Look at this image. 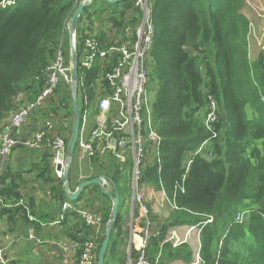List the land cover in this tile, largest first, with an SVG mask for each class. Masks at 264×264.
Here are the masks:
<instances>
[{"label": "trees", "instance_id": "16d2710c", "mask_svg": "<svg viewBox=\"0 0 264 264\" xmlns=\"http://www.w3.org/2000/svg\"><path fill=\"white\" fill-rule=\"evenodd\" d=\"M3 1L7 0H0V4ZM81 1L18 0L13 7H0V135L10 116L24 103L35 101L42 92L43 73L63 44L68 23ZM100 2L112 7L107 21L117 32L127 26L126 15L140 13L132 0L115 5L94 0L84 9L79 23L98 14ZM244 5V0H153L155 35L148 58V92L154 129L162 144L160 162L148 163L141 183L164 192L172 206L160 234H152L147 244L146 254L153 264L194 263L189 244L174 247L167 242L172 228L184 226L201 227L202 264H264V50L254 62L249 60L250 22L240 13ZM78 37L79 26L80 60L84 37L80 42ZM96 39L102 47L111 42L105 32ZM66 51L70 62V46ZM79 72L84 85H79L78 97L84 110L103 97L97 89L102 62L97 60L90 70L80 67ZM57 93L62 99L59 103L50 102V111L69 119L72 127L71 91L59 88ZM85 97L88 105L84 104ZM210 97L217 103L219 117L212 130L205 122ZM38 115L33 119L40 121ZM41 115L47 116L43 111ZM70 137L71 131L67 143ZM205 142L208 145L200 152ZM210 153L212 156L208 158ZM51 158V152L45 150L40 161L31 163L28 170L22 162L16 170L6 166L0 177V199L11 208L0 210V220L14 225L19 221L34 224L29 218H36L32 204L25 203L27 209L17 206L24 201L23 190L30 182L39 183L45 196L55 204L54 208L51 206L54 213L56 206L61 213L64 203L76 206L90 193L94 198L84 201L85 208L102 216V231L88 226L77 212H66L62 224L73 218L76 234L68 235L79 246L96 240L97 264L112 201L98 185L84 189L77 201H70L62 180L55 177ZM76 159L70 174L74 173ZM110 163L109 168L117 173L118 164ZM106 168L104 165L103 169ZM30 174L32 178H28ZM121 208L122 202L105 264L127 262L128 232L123 227ZM247 211L245 222L236 223L237 214ZM209 220L212 222L208 223ZM131 254L135 264L138 252L134 248ZM80 255L78 250L77 257Z\"/></svg>", "mask_w": 264, "mask_h": 264}, {"label": "built area", "instance_id": "2783aa9c", "mask_svg": "<svg viewBox=\"0 0 264 264\" xmlns=\"http://www.w3.org/2000/svg\"><path fill=\"white\" fill-rule=\"evenodd\" d=\"M17 1H3L0 7L2 9L13 7ZM132 1L135 3V9H138L140 13L136 12L134 15L133 12H130L129 15H126L127 26L121 32H117L112 25L107 23L106 29L102 32L107 33L111 42L108 44L105 42L106 47H102L96 37L88 36L84 39L79 60L80 67L83 70H90L97 60L102 62L103 72L98 80L97 89L103 97H99L94 106L82 109L81 128L76 149L77 153L79 152L89 159L102 161L113 158L122 168L130 164L132 200L139 204L143 214L149 215L148 208L143 204V196L145 189L150 186L142 185V173L148 163H154L156 160L160 162L162 144V138L154 129L148 92L150 80L148 58L155 35L152 18L153 0ZM75 45L77 48V34L75 35ZM62 47L61 43L54 60L43 73L45 85L37 99L24 103L20 110L13 113L7 120L1 134L0 177L14 151L19 146H23L31 150L51 152L55 177L63 182L66 166L65 155L68 147L67 138L72 127L71 124L66 123L67 118L62 114L56 116L54 112L50 111V102L59 103L62 99L60 94H57L58 87L63 85L70 89L71 85V61L68 62ZM112 62H114L113 65ZM60 104L65 107V103L61 102ZM84 104L88 105L87 97L84 98ZM96 110L97 114H95ZM42 111L47 114L46 117L41 115ZM208 111L205 122L206 126L211 129L219 118L217 103L211 97ZM35 114H39L37 119L41 121L39 130L33 132L25 142H21L19 136L24 131L27 122ZM92 122L94 123L92 124ZM216 137L217 135L213 132V138ZM207 145L208 143L205 142L200 148V152ZM211 156L212 153L208 158ZM59 167L61 169H58ZM17 206H24L27 209L24 201H20ZM3 208H11V206L0 199V210ZM71 209L70 203H64L59 219L44 225L53 226L62 223L66 211ZM80 214L88 226L96 227L103 222L101 216L91 212L81 211ZM248 214L249 211L239 212L235 218L236 223L243 224ZM29 218L31 221H36L32 216ZM210 222L212 220L208 221V223ZM196 228L189 227L186 237L183 239L177 231H173L172 235L167 238V242L173 243L174 247L180 246L186 243L188 235ZM150 229L151 223L148 219L144 228L140 230V242L138 243L135 239V249L138 252L135 264H153L146 254L148 241L152 237ZM28 239L32 242L36 241L38 246L41 245V241L37 240L33 231L30 232ZM75 247L77 250H81V255L75 264H96V240H88L83 246L75 244ZM192 250L194 252V248ZM200 250L201 244L196 249V258L202 264ZM10 252L7 245L0 244V264H9L7 255ZM128 253L131 255V249ZM158 261L159 257L156 263Z\"/></svg>", "mask_w": 264, "mask_h": 264}, {"label": "crops", "instance_id": "0c3cea01", "mask_svg": "<svg viewBox=\"0 0 264 264\" xmlns=\"http://www.w3.org/2000/svg\"><path fill=\"white\" fill-rule=\"evenodd\" d=\"M41 121H36L33 119V117L27 122L24 131L20 134L19 139L21 142H25L29 136L34 132L39 130V125ZM94 122H92L93 124ZM45 151V150H44ZM44 151H38V150H31L28 148H25L23 146H19L10 159L8 160L7 166H11L14 170L20 167V162L24 163L26 165L27 163L30 165L33 162L40 161L42 158ZM103 161V162H102ZM98 161L97 160H89L86 159L82 154L77 153V159L75 161V169L74 173H69V181H70V191L74 193L81 182L87 181L90 179H94L96 177H104L106 180H104V186L106 187V191L108 193L113 194L114 193V186L109 181L112 180L113 182H117L119 189H124L126 193L124 196L120 194V203L122 202V208L120 211L121 218L123 221V227L124 230L128 232V236L126 238V254L131 249V243L129 242V238L131 240V236L135 235V239L137 241L139 240V237H141L140 230L144 228L145 223L147 220H150L151 223V232L153 235H159L161 231V225L162 222L160 218L151 217L150 215H145L142 213L140 208L137 204H134L133 202V194L130 186L126 185L125 182V172L127 173L128 177L131 175V169H124V167H118L117 173L115 170L110 167V162L115 161L112 159H106ZM116 162V161H115ZM107 167L106 169H103V167ZM27 166V165H26ZM72 166V165H71ZM130 166V164H128ZM71 168V167H70ZM116 174V175H115ZM113 176V177H112ZM28 178H32L31 174L28 176ZM114 179L116 181H114ZM119 191V190H118ZM152 191L153 193L160 194L156 191H154L151 187L145 189V192ZM164 195H163V194ZM23 194L25 196L24 203L32 204L34 211H35V217L36 221H30L34 222V224H27L24 222L23 224L19 221L17 225L14 224H6V222L0 220V244L7 245L8 250H10L11 255V261L10 264H22V258L23 257H31L33 259L28 264H75L77 260V252L78 250L75 247V244L69 237L68 234H76L73 226L76 223L72 217L68 219V221L65 224L59 223L53 226L44 225L45 223H52V221H57L60 217V213H58L57 206L56 211L51 209V206H55V204L49 199L46 198L45 193L42 189L39 187V183L36 182H30L24 187ZM82 194V193H81ZM164 201L166 204H168V200L166 198V195L164 192H161ZM152 197V196H150ZM94 198L93 195L88 193V196H85L86 199ZM84 200V201H85ZM84 201L79 203L78 205H73L71 210H68L66 212H77L80 214L81 211L88 212L89 210H86ZM68 203V202H66ZM106 206H108V202H105ZM48 205H50V209L48 208ZM57 205V204H56ZM136 212H134V208H136ZM80 211V212H78ZM172 211V209H171ZM94 214V213H93ZM81 215V214H80ZM99 215V214H97ZM170 213L166 215V217L163 219H167L169 217ZM53 216L55 217L53 220L52 218L49 219V217ZM39 217H43V219H39ZM48 217V218H45ZM102 217V216H101ZM128 223V224H127ZM189 227H178V228H172L169 232L168 237H170L173 233V231H177L179 236L183 239L186 237L187 231ZM95 229H102L101 225H98L95 227ZM94 229V231H95ZM35 234L37 240L41 241V245L38 246L35 242H32L28 239V236L30 232ZM102 231V230H101ZM201 233V227H197L195 230H193L189 235L187 239V244L193 248L192 245L195 246L196 236L195 234ZM136 235H139L138 237ZM10 246H9V245ZM124 250H122L123 252ZM127 260V257H126ZM170 264H183L182 262H173Z\"/></svg>", "mask_w": 264, "mask_h": 264}, {"label": "rangeland", "instance_id": "374dc122", "mask_svg": "<svg viewBox=\"0 0 264 264\" xmlns=\"http://www.w3.org/2000/svg\"><path fill=\"white\" fill-rule=\"evenodd\" d=\"M244 2H245V5L240 11V13H243L245 16H247L250 22L249 34L247 37L248 57L251 62H254L257 58L258 53L264 50V0H244ZM97 9L99 11L98 14L93 15L91 19L85 17L82 20V22L79 23V37H78L79 42H80V39L83 37L84 39L88 36L93 37V38L97 37L99 33H101L103 30L106 29V25L108 23L107 18L112 11V7L105 3L100 2L97 6ZM63 39H64L63 48H64V51L67 52L66 50H68L70 46L68 44L69 35L65 34V37ZM80 82H81V79H80ZM80 82H79V85H83V83L82 82L80 83ZM59 88H62L63 90L65 89L63 85H60L58 89ZM80 91H81V88H79V93ZM78 102H79L80 108L82 109L81 97H78ZM66 123L70 124V120L67 119ZM0 145H1V135H0ZM86 159H89V158L86 157ZM151 160H153V158H151ZM26 165H25V169L28 170L31 164L29 165L27 163ZM123 167L124 169L130 168V166L128 165H125ZM124 176H125L126 185H128L129 187L131 183V175H129L128 177L127 173L125 172ZM121 190H122V196H124L126 191L124 189H121ZM158 193L160 194H157L155 192L153 193L152 191L146 192L143 196V204L148 208L149 215L151 217H154L153 215H155L156 218H160L161 221H164L163 219L166 217V215L171 213L172 206H169V204H166V202L163 199L164 196H162L163 193L162 194L161 192H158ZM86 195L88 196V193ZM134 204H137V203H134ZM137 205L138 207H140L139 204ZM134 210H135L134 212H136V210H138L137 207L134 208ZM21 223L23 224L24 222H21ZM136 236L138 237L139 235H136ZM195 236H196L195 246L192 245L194 248L193 256L195 259V262L193 264H201L200 261H198V259L196 258V249L201 244L200 236L199 234H195ZM33 242L36 243V241H33ZM129 242L131 243V247L133 250L135 248V235L131 236V240L129 238ZM7 256H8V260L10 264L11 255L8 254ZM31 257H28V256L23 257L22 264H28L33 259V258L31 259ZM126 257H127L126 264H130L131 262H133L132 254L129 255V253L127 252Z\"/></svg>", "mask_w": 264, "mask_h": 264}, {"label": "water", "instance_id": "95a60500", "mask_svg": "<svg viewBox=\"0 0 264 264\" xmlns=\"http://www.w3.org/2000/svg\"><path fill=\"white\" fill-rule=\"evenodd\" d=\"M94 0H82L80 2V5L78 6L77 10L75 11L73 17L70 19L68 23V35H69V45H70V58H71V85H70V91H71V99H72V131H71V137L68 143L67 152L65 155V170H64V178H63V187L64 191L66 192L67 198L70 201H77L80 197L81 193L84 189L93 186L98 185L100 186L102 192L106 194L112 201V209L109 216V221L105 228V238L103 242L101 243V246L99 248L98 253V262L97 264H105V256L108 252V248L111 242L112 237V230L115 226V223L118 218V210L120 205V193L116 187L115 182L112 180H109L113 186H114V193H108L106 191V187L104 186V180L106 178L104 177H96L91 180H87L84 182H81L78 186V189L72 193L70 191V181H69V173H70V167L74 162V159H76L77 156V143H78V136L81 128V113L83 110L79 106L78 102V90H79V82H80V61L79 56L77 52V48L75 45V35L79 26L80 19L82 17L83 11L86 7L90 6L93 3ZM108 2L109 4L115 5L117 3L122 2L123 0H104ZM58 169H61L60 167Z\"/></svg>", "mask_w": 264, "mask_h": 264}, {"label": "bare ground", "instance_id": "6f19581e", "mask_svg": "<svg viewBox=\"0 0 264 264\" xmlns=\"http://www.w3.org/2000/svg\"><path fill=\"white\" fill-rule=\"evenodd\" d=\"M140 241H138V243H139Z\"/></svg>", "mask_w": 264, "mask_h": 264}]
</instances>
